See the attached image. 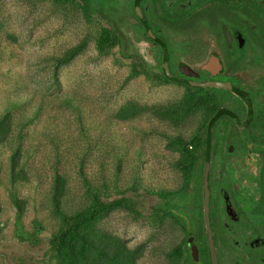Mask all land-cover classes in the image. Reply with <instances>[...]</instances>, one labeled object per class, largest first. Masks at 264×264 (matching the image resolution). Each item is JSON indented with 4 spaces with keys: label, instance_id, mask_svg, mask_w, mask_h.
<instances>
[{
    "label": "rangeland",
    "instance_id": "obj_1",
    "mask_svg": "<svg viewBox=\"0 0 264 264\" xmlns=\"http://www.w3.org/2000/svg\"><path fill=\"white\" fill-rule=\"evenodd\" d=\"M134 1L87 0V17L53 0H0V116L10 111L0 144V264H58L49 245L61 224L51 200L56 175L72 211L90 202L85 180L105 202L133 199L134 211L107 212L95 232L135 264H177L180 237L170 218L152 221L159 199L149 192L180 185L177 162L188 154L177 139H194L207 114L185 87L131 76L120 47L100 53L102 30L129 24ZM17 150L24 174L14 184ZM36 221L44 229L31 243Z\"/></svg>",
    "mask_w": 264,
    "mask_h": 264
},
{
    "label": "flooded vegetation",
    "instance_id": "obj_2",
    "mask_svg": "<svg viewBox=\"0 0 264 264\" xmlns=\"http://www.w3.org/2000/svg\"><path fill=\"white\" fill-rule=\"evenodd\" d=\"M136 2L131 36L207 114L192 178L187 157L177 162L180 185L158 189L176 194L168 218L180 237L177 264H264V0H140L141 15ZM165 52L177 81L164 72Z\"/></svg>",
    "mask_w": 264,
    "mask_h": 264
},
{
    "label": "trees",
    "instance_id": "obj_3",
    "mask_svg": "<svg viewBox=\"0 0 264 264\" xmlns=\"http://www.w3.org/2000/svg\"><path fill=\"white\" fill-rule=\"evenodd\" d=\"M61 6L78 5L82 8L87 17L92 16L93 12L87 0H53ZM122 30L116 25L105 27L98 39V49L101 54H109L115 48H121L123 59L132 60L131 76L146 75L150 80L158 84L169 83L162 73H158L149 61L147 52H142L139 48L140 41L135 40L130 32L127 22H123ZM75 52V51H74ZM76 54V53H74ZM73 55V54H72ZM68 59H71L69 57ZM64 62H67V60ZM160 72L161 69H159ZM197 108H203L202 98L194 91ZM192 104L185 106L184 110H190ZM12 108H15L12 105ZM206 118V117H205ZM10 119V111L5 116H0V144L4 142V128ZM199 134L191 141H186L183 138H178V145L188 154L189 167L185 168L187 179H191L193 173L194 151H190L189 147H193L199 139ZM19 150V149H18ZM18 150L12 157L13 162V183L17 182V177L22 178L23 169H17ZM18 171V172H17ZM86 194L89 203L79 210H70L66 207V190L61 181V176L56 175L55 184L52 190V207L53 212L61 220L58 230L51 236L49 240L50 251L53 257L57 259L58 264H135V257L131 252L119 244L114 246L110 241H104L100 235L94 230L95 223L107 212L116 209L124 208L134 211L135 202L130 197H123L118 200L109 202L103 201V193L100 189L94 186L90 181L85 180ZM162 191V190H161ZM151 191L149 194L158 196L159 203L154 207L151 213V219L154 223H160L166 217L171 215V209L175 204V193L172 191ZM13 199L18 205L21 212L22 206L18 199V195L14 192ZM21 217V213H20ZM44 229L43 224L39 221L35 222V231L25 237L31 243H39V234Z\"/></svg>",
    "mask_w": 264,
    "mask_h": 264
},
{
    "label": "water",
    "instance_id": "obj_4",
    "mask_svg": "<svg viewBox=\"0 0 264 264\" xmlns=\"http://www.w3.org/2000/svg\"><path fill=\"white\" fill-rule=\"evenodd\" d=\"M139 2H140V0H137V2H136V9H137L138 13L141 15L140 10H139ZM147 29H148L151 37L155 39V36L152 34L149 26H147ZM164 72H165L166 76L168 77V79H170V80H176L177 81V79H175L174 77H172L169 74L168 65H167V53L166 52H165V57H164ZM192 85H194V86H203V85H196V84H192ZM210 127H211V125H210ZM210 127H209V133H210V129H211ZM208 162H209V143H208V149H207V160H206L207 169H206V175H205V191H206V196H207V192H208V187H207ZM206 200H207V198H206Z\"/></svg>",
    "mask_w": 264,
    "mask_h": 264
}]
</instances>
